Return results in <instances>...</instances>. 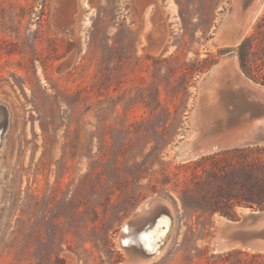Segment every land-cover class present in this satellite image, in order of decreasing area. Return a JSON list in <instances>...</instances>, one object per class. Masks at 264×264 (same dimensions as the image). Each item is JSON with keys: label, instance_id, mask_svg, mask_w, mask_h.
Returning a JSON list of instances; mask_svg holds the SVG:
<instances>
[{"label": "rangeland", "instance_id": "rangeland-1", "mask_svg": "<svg viewBox=\"0 0 264 264\" xmlns=\"http://www.w3.org/2000/svg\"><path fill=\"white\" fill-rule=\"evenodd\" d=\"M231 4L0 0V264H120L152 199L172 225L144 264H264L209 243L216 216L264 209V145L173 158L223 56L264 86V0L238 46L210 43Z\"/></svg>", "mask_w": 264, "mask_h": 264}, {"label": "water", "instance_id": "water-1", "mask_svg": "<svg viewBox=\"0 0 264 264\" xmlns=\"http://www.w3.org/2000/svg\"><path fill=\"white\" fill-rule=\"evenodd\" d=\"M232 4L210 41L212 46L235 47L243 38L242 34L253 13L238 35L227 37L224 22L227 16L232 15ZM230 55L231 53L223 56L196 80L194 101L188 118L190 139L181 143L186 142L188 150L181 151L180 145L173 154L175 160L193 159L229 148L264 145V86L245 77L238 65L232 64ZM4 127L5 122L2 130ZM147 201L125 222L127 226L133 225L136 221L134 219L144 210L143 207H147ZM239 215L236 221L222 216L213 219L215 234L209 241L212 251L223 252L238 248L264 252V209L243 211ZM224 235L226 237L223 238ZM118 244L120 245L119 240ZM120 248L129 249L125 245ZM160 248L148 256L154 257ZM144 263L147 261L129 259L126 255V259L120 264Z\"/></svg>", "mask_w": 264, "mask_h": 264}, {"label": "bare ground", "instance_id": "bare-ground-1", "mask_svg": "<svg viewBox=\"0 0 264 264\" xmlns=\"http://www.w3.org/2000/svg\"><path fill=\"white\" fill-rule=\"evenodd\" d=\"M262 2L263 0H233L232 15L227 16L224 22L226 26L225 35L227 37L238 35L246 25L249 15L253 13L247 28L242 34L243 37L259 12V9H261ZM217 47L222 49L228 48V46L225 45L213 46V48ZM230 58L232 59V64L237 65L233 53H231ZM1 120L2 118H0V137L3 124ZM180 149L181 151H187V143L184 142ZM146 205L147 207H143L144 210L134 219L136 221H134L132 226H127L126 223V225L124 224L123 230L125 233L121 231L118 238L120 245L118 244V246L119 248L124 245L129 247L128 250L120 248L125 255L129 256V259L150 262L157 257V254L154 257H149L148 255L159 249L161 245L163 246L172 225V218L167 212L169 209L162 208L160 201L152 199L147 201ZM243 211L249 210H242L240 212ZM218 217L219 216H216L215 218ZM222 237L224 238L226 235Z\"/></svg>", "mask_w": 264, "mask_h": 264}]
</instances>
